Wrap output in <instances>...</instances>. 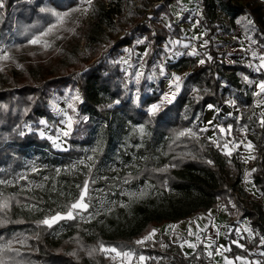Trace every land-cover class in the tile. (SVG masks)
Masks as SVG:
<instances>
[{
	"label": "trees",
	"instance_id": "trees-1",
	"mask_svg": "<svg viewBox=\"0 0 264 264\" xmlns=\"http://www.w3.org/2000/svg\"><path fill=\"white\" fill-rule=\"evenodd\" d=\"M81 1L3 0L4 11H9L2 15L0 8V42L4 40L3 49L8 54L7 59H0V64L8 63L0 67V165L15 172L16 168L20 169L23 157L35 153L42 165L29 175L42 177L43 182L29 189L0 185V202L8 204L0 210V247L11 242V247L18 250V253L6 252L0 258L5 264H116L114 257L100 251L103 245L119 252L143 255L147 257L144 264H207L203 241L190 255H184L165 235L143 244L136 241L157 226L207 213L222 204L235 219H246L254 234L249 242L243 238L240 242L244 247H240L232 242L235 238L232 229L226 255L245 257L249 250L259 247L262 257L258 264H264V207L242 184L247 169L254 189L259 197H264V126L261 125L264 115L257 113L251 86L243 79L244 76L264 82V69L254 71L242 61L227 63L222 58L229 43L227 35L240 16L250 18L255 45L264 49V1L199 0L207 56L201 63L193 55L183 53L166 64L168 70L186 75L172 103L162 105L155 115H150L148 108L159 101L164 81L150 84L151 92L141 95L137 103L132 102L119 58L122 48L133 46L145 36L150 46L144 71L147 73L152 60L159 57L161 45L168 37L182 33L170 10V3L177 0H160L145 22L119 20L127 22L122 28L129 29L113 41L107 35L108 44L100 53L99 31L103 25L114 29L113 15L120 7L118 0L115 9L99 6L85 29L88 55H75L72 42L44 60L45 56L34 52L28 40L50 25H56L55 31L57 18L41 9L63 13L75 9ZM162 14L171 27L160 21ZM91 59H94L92 63ZM29 61L31 64L27 66ZM69 84L77 86L80 92L77 115L86 119L74 122L67 138L68 148L56 151L36 131L40 128L39 119H44L50 125V135L53 133L48 100L53 92L58 94ZM226 97L235 101L237 113L223 118L215 113L218 124L225 129V135L216 130L215 143L198 123L208 105L219 109ZM111 115H121V123L127 127H138L130 136L131 151L119 150L127 166L120 164L121 170L91 180L93 168L79 166L78 170L70 168V163L88 153L93 131L109 129L105 125L110 124ZM26 123L28 131L22 127ZM187 130L190 134L179 135ZM242 138L252 143L254 157L245 169L238 151L228 155L219 149L224 142L235 143ZM105 148L95 154L99 162L106 156ZM130 161L134 164L130 165ZM86 181L88 212L95 208L97 194L112 196L111 192H115L117 196L124 188L143 184H148L154 194L125 209L116 206V218L103 223L86 222L75 216L59 220L51 227L38 223L55 213L67 212ZM97 187L100 190L95 191Z\"/></svg>",
	"mask_w": 264,
	"mask_h": 264
},
{
	"label": "rangeland",
	"instance_id": "rangeland-1",
	"mask_svg": "<svg viewBox=\"0 0 264 264\" xmlns=\"http://www.w3.org/2000/svg\"><path fill=\"white\" fill-rule=\"evenodd\" d=\"M118 1L120 8L117 7L119 11L117 9L113 15L114 29L108 28L106 25H103L102 29L99 31V34L101 36L97 44L98 47H101L99 53L103 51L108 44L105 43L107 40V35L110 37V39L112 38L113 41L121 35L125 34V32H127V30L129 29V27L122 28V26H126L127 22L119 20L129 18L130 21L140 19V21L145 22L147 19H149V15L152 12L153 7L160 2V0ZM99 6L104 7L102 0H92L91 6L86 4L84 0L78 2L75 8L78 10L65 11L70 12V15L62 23H59L57 21L56 30L46 36L41 37V43H29L30 45L34 46L33 51L37 52L42 56H45L44 60H48L52 56L57 55L63 45L73 42L75 43V55H88L85 49V29L87 25H89L93 21V13L98 9ZM170 10L174 17V22L180 26L182 33L178 37H168L167 41L161 45V50L159 52L160 55L158 54L159 57L152 60L150 69L147 73H144V71L146 60L150 52V46L145 36L138 40L142 41V43H138V41H136L133 46L124 47L121 49V56L119 58L120 69L122 71L125 83H127L128 85L127 87L128 91L130 92V99L134 103H137L141 95H145L146 93L151 92L152 87L150 84L154 85L161 79L164 81V89L161 92L159 101L155 102L154 104L160 102L161 97L164 93L175 91L174 87H170V81L172 80L173 74L180 76L182 81L186 73L179 72L174 69L168 70L166 68L167 63L175 61L183 53L191 54L193 50H195V52L197 53L193 56L199 62L201 60H204V57L207 56V42L205 39V29L200 23L201 16L199 0L174 1L170 3ZM8 11L9 9H6L4 11L3 7L2 15H6ZM159 19L166 27H171L164 14L160 15ZM250 22L251 20L248 16H240L235 20V27L232 28L230 33L227 35L229 43L226 46L225 53L222 58L227 63H233L237 60L242 61L243 63L247 64L251 69L257 71L259 69H264L260 67L261 58H264V49L261 50L255 45L252 36L253 25ZM114 30H116V32H114ZM37 36H40V33ZM32 38H30L28 42ZM45 43L47 44V46H45ZM4 45L5 43L3 40L2 42H0V57H4L5 55L8 57V54L3 49ZM145 53H147V55H145ZM93 60L94 59H91V63ZM124 61H127V63H124ZM29 64H31V61L28 62L27 66H30ZM6 65H8V63H2L0 64V67H5ZM15 67L17 68V66ZM161 71H163V75H161ZM137 72L143 73V76H141V78L139 79V83H137L135 79V73ZM149 77H151V79H149ZM243 79L249 84V86H251V91L254 96V104L257 113L263 116L264 93L256 95V93L260 92V89L257 87V85L261 83V81L251 80L244 76ZM77 96L79 97V99H73V97ZM80 101L81 95L77 86L75 85H66L60 89V93L57 94L56 92H53L51 94L48 100V109L53 118V133L50 135V125L45 122L44 119H39L38 123L40 124V128L36 131V134L39 138L46 139L49 143V146L53 150L64 151L68 148L67 138L69 136L65 137L61 135V130H66V124L62 123V121H66L68 116L72 117L73 124L79 118L85 119L84 116L79 117L77 115L76 106L80 103ZM70 104L73 107H69ZM215 113L222 118L235 116L237 113V106L235 104V101L231 97H226L219 109H216L214 107L210 108L208 105L205 109L202 120L198 123V127L206 133L208 138L212 139L216 143V130H219L221 134L225 135V129L222 125L218 124V120L215 117ZM120 118H122L121 115H111L109 118L110 124H104L105 126H109V129H105V127H102L96 131H93V142L90 146L88 153L85 156L74 158L70 163V168L78 169L79 166L93 168L90 178L91 180H96L98 178L104 177L105 174H111L116 170H121L122 165L120 164H124L126 167L127 164L124 163L123 157L120 155L119 150L121 149L131 151L130 149L132 143L130 136L133 135L134 132H136L138 127H127V125H123L121 123ZM41 120H43L45 123L41 124ZM22 127L25 131L29 130V124L27 123L24 124ZM123 129H125L126 131H123ZM221 129H224V131H221ZM41 132H43V135H41ZM49 137H51L52 139H49ZM57 137H59L58 140L56 139ZM109 138H111L110 142H108ZM249 143L251 142L248 139L242 138L241 141L235 143L229 141L224 142L223 144H220L219 149L225 154H228L229 152L231 153L232 151H238L240 153L241 160L244 163L243 168L245 169L247 163L253 157V147H247ZM55 144H58L59 147L55 146ZM225 145H227V147H225ZM104 146L106 147V156L104 157V159H102L101 162H99L98 157L95 154H98L100 150L104 148ZM89 157H91V159H89ZM37 158L38 155L29 152L25 157L22 158V164L20 169L17 170L16 168L15 172L7 171L10 167L0 165V185H14L16 187L18 186V188L21 189H29L41 186L43 183L41 180L42 177L36 178L31 177L29 175L31 172H34V170L40 168V166L42 165V163H40ZM128 163H130V165L134 164L133 161H130ZM54 168L58 170L59 167L55 165ZM242 184L243 188L252 192L253 197L258 198L264 207V197H259L258 192L254 189L252 180L249 176V171L247 169L244 170ZM83 188L84 187H82L81 190ZM96 189L100 190V187L95 188V191ZM81 190L76 200L79 199ZM114 194L115 192H111L112 196H109L106 193L97 194V204L93 211L88 212L86 211L87 208L73 209L72 217L75 216L76 218L86 222L100 221L101 223H103L107 219L116 218V206L125 209L129 205L140 203L146 198L152 197L154 193H152L151 188L148 184H143L136 188H124L121 192L118 193L119 195H117L116 193L117 196H115ZM76 200L73 203H75ZM83 202L87 204L86 195L84 197ZM231 204L234 208V203L231 202ZM222 206V204L219 205L218 209L222 208ZM67 212L61 214L66 216ZM224 214L227 216L226 212ZM199 215H201V213L193 214L189 216L187 220H191L194 222L195 219L199 217ZM206 215H208V213H206ZM100 216H102L101 219H99ZM161 227H163V225H161ZM243 228L244 227H240V229L234 232L236 238L237 235H239L240 230L241 232L243 231ZM245 230L247 238L244 236V239L249 242L252 240L254 234L251 230L248 229L247 225H245ZM161 232L162 235L167 236L174 245L178 246L184 255L187 254L188 249L185 244L187 240V235L176 234V232L172 228L171 230L163 229V231ZM204 236L205 234L201 230L200 232H198L197 235H193V239L195 242V247L198 243L203 241V256L206 259V263L225 264V260L228 259V257L226 256V253L221 250L222 248L220 247V243H212L210 240L204 238ZM242 239L243 238H240L239 241H242ZM218 249L219 252H216ZM212 250H214V252ZM105 253L114 257L117 260L116 264H144L145 260H147V257L143 255L135 256L133 254L131 259H125L122 256H117L114 252ZM247 255L253 263L259 260V257H262V250L259 247H256L249 250ZM141 256L145 257L143 261L139 259Z\"/></svg>",
	"mask_w": 264,
	"mask_h": 264
},
{
	"label": "snow or ice",
	"instance_id": "snow-or-ice-1",
	"mask_svg": "<svg viewBox=\"0 0 264 264\" xmlns=\"http://www.w3.org/2000/svg\"><path fill=\"white\" fill-rule=\"evenodd\" d=\"M84 2L86 4H88L89 6H91L92 4V0H84ZM4 7V3L3 0H0V8ZM78 9H72L71 11H76ZM41 11H46V12H51L53 16H55L57 18V21L59 23H62L69 15L70 12H56L53 11L52 9H45L42 8ZM251 23V22H250ZM56 27V25H50L48 27V29H46L44 32L40 33V36L37 37H33L29 43L31 44H38L41 43V37L48 35V33H50L51 31H53V29ZM138 43H142V41H138ZM45 46H47V44L45 43ZM192 55H196L197 53L195 52V50H193V52L191 53ZM145 55H147V53H145ZM8 57L5 55L4 57H0V59H7ZM201 63H204L203 60L200 61ZM124 63H127V61H124ZM261 68H264V58H261ZM161 75H163V71H161ZM141 76H143L142 72H137L135 73V79L136 82L139 83V79L141 78ZM149 79H151V77H149ZM180 81H181V77L177 76L175 74H173L172 76V80L170 81V87H174L175 91L174 92H166L163 94V96L161 97V100L159 103L156 104H152L149 108H148V112L150 115H155L161 108V106L165 103L171 104L172 101L175 99L176 94L179 92L180 90ZM257 87L260 89L259 93H256V95H259L260 93H264V82H261L257 85ZM73 99H79V97H73ZM69 107H73L71 104L69 105ZM209 107L211 108L212 105H209ZM86 119V118H85ZM41 124L45 123L43 120L40 121ZM62 123L66 124V130H61V135L67 137L70 135L71 131H72V124H73V120L71 116L67 117L66 121H62ZM261 125L264 126V121H261ZM221 131H224V129H221ZM186 134H190V130H187L186 132H180L179 135L180 136H184ZM192 135H194V133H191ZM21 135H23V133H21ZM41 135H43V132H41ZM49 139H52L51 137H49ZM57 140L59 139V137L56 138ZM55 143V142H54ZM55 146L59 147L58 144H55ZM225 147H227V145H225ZM248 148H251L252 145L251 143H249L247 145ZM230 154V152L228 153ZM254 158V157H253ZM89 159H91V157H89ZM211 163V162H209ZM253 171H255V169H253ZM87 188H88V184L87 181L85 182L84 188L81 190L80 193V197L78 200H76L75 203L71 204V206L69 207V210L65 215H62L61 213H56L55 215L51 216V217H46L45 219L39 221L38 223L43 224V225H47L48 227H51L54 223H56L58 220L60 219H64V218H72V210L73 209H84L87 208L88 205L85 204L84 201V197L86 195L87 192ZM8 204L7 202H0V210L7 208ZM170 227H175L170 226ZM155 229H153L151 232H149V234L145 237H143L141 240H137L136 243L137 244H143L144 241L149 240L152 238V236L155 233ZM24 241H21V243H23ZM233 243H238L237 241H233ZM262 243H264V240H262ZM240 247H243V245H239ZM190 247H195V245H190ZM100 251L103 252H114L116 253L117 256H122L125 259H131V257L133 256V252L131 251H123V252H119L117 251L116 248H105L103 245L100 246ZM6 252H17L18 250L14 249L11 247V242H9L8 244L0 247V257H2L4 255V253ZM217 252H219V249L217 250ZM211 254V253H210ZM141 261H143L145 259V257L141 256L139 258ZM236 259L238 260H242V257H237ZM0 264H5V260L0 258ZM226 264H232V261H226Z\"/></svg>",
	"mask_w": 264,
	"mask_h": 264
},
{
	"label": "crops",
	"instance_id": "crops-1",
	"mask_svg": "<svg viewBox=\"0 0 264 264\" xmlns=\"http://www.w3.org/2000/svg\"><path fill=\"white\" fill-rule=\"evenodd\" d=\"M231 207L233 208L232 204H231ZM225 212L227 216L224 214ZM207 213L208 215H206V213L201 212V215H199V217L196 218L194 222L191 220L183 219L178 222L165 223L163 224V227L158 226L157 228H154L156 231L151 239L158 240L162 236L161 231H163V229L171 230L172 228L176 232V234L187 235V240L185 244L188 249L186 255H188L194 252L196 249V247H190V245H195L193 235L195 234L197 235L198 232L202 230L205 234L204 238H206L207 240H210L212 243L219 242L220 247L222 248L221 250H223L226 253L229 250L228 236H229L230 231L234 229V232H235L238 229H240V227H244L242 232L240 230L239 235H237V238L235 237L232 240V242L237 241L238 243H235V244H237L238 246L243 245L239 241V239L244 238V236L247 238L245 225H247L248 229L250 230L248 221L246 219H242V220L235 219V215H233L232 212L230 213V211H228L224 207V205L220 209H218V207L212 208ZM173 225L175 227H170ZM237 257H242V256L237 255L235 257H228V259L225 260V264H226V261H232V264H258V262L261 260V258L259 257V260L252 263V260L249 258L248 255L245 257H242L243 258L242 260L236 259ZM212 260H213V257H212Z\"/></svg>",
	"mask_w": 264,
	"mask_h": 264
},
{
	"label": "built area",
	"instance_id": "built-area-1",
	"mask_svg": "<svg viewBox=\"0 0 264 264\" xmlns=\"http://www.w3.org/2000/svg\"><path fill=\"white\" fill-rule=\"evenodd\" d=\"M115 1L116 0H102V3L104 5V8L106 10H108V9H112V8H115L116 7L115 6ZM117 2H119V1H117Z\"/></svg>",
	"mask_w": 264,
	"mask_h": 264
}]
</instances>
